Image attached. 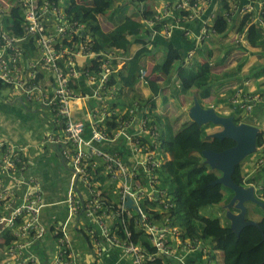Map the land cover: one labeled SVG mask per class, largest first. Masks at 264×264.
Returning <instances> with one entry per match:
<instances>
[{
	"label": "built area",
	"instance_id": "1",
	"mask_svg": "<svg viewBox=\"0 0 264 264\" xmlns=\"http://www.w3.org/2000/svg\"><path fill=\"white\" fill-rule=\"evenodd\" d=\"M216 1L222 0H179V16L161 3L156 18H165V25L152 36L168 38L180 30L192 42L187 59L192 57L217 35L211 21ZM0 6H19L24 13L22 36L0 30V84L28 102L38 100L50 114L33 144L0 137V264H166L163 256L175 264H212L209 257L215 256L218 264L220 251L202 240H183L168 214L174 202L160 185L167 158L159 124L138 101L122 109L120 87L107 86L126 62L124 51H94L79 32L85 25L66 20L53 0H0ZM229 7L228 22L249 14L247 26L264 27V0H229ZM246 30L232 38L237 56L250 48ZM21 40H31L36 54L28 57ZM39 73L45 75L38 79ZM146 77L141 68V84ZM247 86L234 87L231 111L250 115L264 104V96ZM257 151L262 164L264 143ZM46 165L55 167L59 179L49 194ZM129 198L137 209L125 206ZM133 227L149 245L137 243ZM78 231L91 243L88 254L82 251L88 245L76 240Z\"/></svg>",
	"mask_w": 264,
	"mask_h": 264
},
{
	"label": "trees",
	"instance_id": "2",
	"mask_svg": "<svg viewBox=\"0 0 264 264\" xmlns=\"http://www.w3.org/2000/svg\"><path fill=\"white\" fill-rule=\"evenodd\" d=\"M53 1L60 8L66 20L76 25L77 23L85 25L86 31L79 32H84V35L87 36L88 44L94 51L112 53L115 49H120L126 55L133 44L139 45V48L133 55L128 54L127 61L121 71L117 75L112 74L110 76L107 86L112 87V85H115L120 87L117 93L118 106L123 103V106L128 107L135 101H138L148 111L151 118L157 123H161V148L169 154V160L163 167V179L160 185L163 188L167 187L170 191L174 206L168 214L170 215L172 223L179 225L182 239L192 241L196 239L202 240L211 250H221L222 257L218 264H264V238L262 234V232L264 233V216L257 221L258 226L254 224L247 225L239 234H236L232 230L230 223L224 225L218 217H208L200 213L201 208L219 204L223 201V189L227 188L230 191V197L227 202L234 195L232 189L223 184H211L219 176L216 174L217 170H214L206 162L202 152L205 149L223 151L234 146L235 141L230 138L221 140L211 137L209 130L214 126L213 123L199 125L193 120H188L178 131H175L173 122L170 121L167 115L154 113L156 109L155 98L161 95L164 97V100L167 98L164 95L165 88L157 79H151L148 75L146 77L145 85L150 90L149 99L146 97L148 100L140 98L142 97V93L137 94L140 69L144 68L147 70L146 66L148 65V61L146 58L151 56L150 45L156 44L152 39L153 31L155 29L160 30L165 25L163 23L165 18L161 20L156 18L158 7L161 3H166L170 12L175 16H179L181 11L175 7L179 0H158L160 3L158 5L156 4L153 9L148 10L146 8L144 10L139 8V11L141 9L142 11L144 10L140 18L145 21L140 19L135 20L132 16L127 15L123 19H120L119 23L110 31L103 29L100 17L110 16L116 13L118 8L112 7L115 0H98L97 4L93 6L79 3L77 0ZM128 1L138 7L141 3H147L149 0ZM194 1L196 0H190V3L192 4ZM62 3L65 6H61ZM229 8V0L216 1L215 17L211 21L214 24L217 34H225V37L231 28L236 34L243 32L247 28L246 38L249 45L252 47H260L264 55V27L256 24L247 26L250 17L249 14L244 16L236 14L233 20L228 22L225 12L229 11ZM0 13V30L11 36H22L24 33V13L21 7H8L4 12ZM239 18L241 21L237 27V23L235 22ZM166 19L173 21L170 16L166 17ZM148 20H152V22L149 23ZM21 41L19 44L24 53L30 52L36 54L35 46L31 40L29 42ZM230 42V49H235L236 44L232 40ZM247 52L248 49L241 56L243 59L238 64L237 69L230 70L221 77H218L212 72V66L209 61L198 62L196 60L193 64H187L183 59L182 50L174 45H169L161 58L151 67V73H161L168 79L172 77L171 80L176 84V86H171L173 97H179V95L186 94L191 89H196L198 91L201 90L198 98L200 100L211 95V88L218 79L223 81L229 78L237 79L241 76L242 72H244L242 67L247 57ZM261 73H264V69H261V67L260 69H256V66H253L249 70L248 75L258 76ZM42 74L45 75L44 73H39L37 78L40 79ZM177 81L179 84H177ZM6 86L9 85L0 84V88ZM129 94L131 98H128ZM19 97L26 100L22 96ZM226 101L227 98L225 97L224 102H220L226 103ZM32 102H38L40 107L45 110V114L49 113V108L42 105L38 100L33 99ZM255 110L253 114L251 113L245 116L247 117L246 120L243 119L244 115L240 110H232L231 114L234 115V121L237 124L240 122H253V116L255 115L256 117ZM111 124L114 125L115 122L113 121ZM40 134L42 137V132H39L38 136ZM263 136L264 131L258 133L256 139L257 146L263 143ZM256 174L246 179L241 161L235 166L232 178L238 185L245 186L249 183L259 185L256 190V195L264 203V178L258 183L255 177ZM51 187L54 188V185L45 186L48 194ZM108 190L111 191L112 188H108ZM230 210L232 211L233 209L230 208ZM146 213L152 216V213ZM246 219L251 220L247 215ZM133 229L137 243L141 245V242H143V244L149 245L146 236L142 235L137 228L133 227ZM78 234L76 240L80 246L85 248L88 245L86 250H80L88 254L87 250L91 247V243L83 232L78 231ZM75 248L77 249L78 247L75 245ZM163 258L167 261L166 264H175L171 258L167 256H163ZM209 258L212 264H216L215 256H210Z\"/></svg>",
	"mask_w": 264,
	"mask_h": 264
},
{
	"label": "crops",
	"instance_id": "3",
	"mask_svg": "<svg viewBox=\"0 0 264 264\" xmlns=\"http://www.w3.org/2000/svg\"><path fill=\"white\" fill-rule=\"evenodd\" d=\"M9 1H13V0H9ZM79 3H85L88 6H93L96 5L98 0H77ZM158 0H149L147 3H141L140 6H143L142 9H153L155 6H153L152 8H150V6H148L150 3L156 5ZM248 0H240L241 3H246ZM129 2V1H127ZM127 6H130L129 3L127 4ZM116 8L119 9H124V7L122 6L121 8H119L118 6H116ZM126 9V8H125ZM135 12H133L130 16H132L135 20H139L141 17V13L144 11H139V6L136 7L134 6ZM116 10V12L118 11ZM124 12H127L124 11ZM129 15V14H128ZM119 16V15H117ZM102 19L103 17H100V22L101 25L103 27L104 30L106 31H110L112 29H114V27L118 24H114L113 21L111 20L112 23L109 26V28L102 23ZM105 20H110L112 19L111 16H106V18H104ZM119 21V20H118ZM241 19H237V21L235 23L238 24L240 23ZM234 29V28H233ZM232 33H235L234 30H231L226 33L227 35L225 37H223L225 34H217L215 36H213L210 40H208L207 42L203 43L200 47H198V49H196L195 54L190 58V64H193L194 61H198V62H205L208 61L210 62V64L212 65V72L215 73V75H217L218 77H221L223 74H225L226 72L230 71V69H225L222 67H215L214 64L212 63V61H210V52H203L201 50H203V46H207V50L211 51L213 50V43H218L221 42L222 44H224L223 41L229 43V45L231 44L230 40H232L233 36ZM223 37V38H222ZM221 38V39H220ZM152 39L154 40V42H156L155 45L151 44L150 48V54L153 53H158L160 52L162 55L165 52V49L167 48V46L169 45H174L175 47L179 48L180 50H182L183 52V56L185 55V53L191 48L189 45V40L190 39H185L180 30H177L173 33V35L171 37L165 38L162 35H156L153 36ZM153 43V42H152ZM136 44H133L129 50V52L127 54L133 55L136 50L139 48V45H136L137 47H135ZM231 46V45H230ZM229 49V48H228ZM198 52H200L198 54ZM206 53V54H205ZM201 54V55H200ZM227 54V51L225 52H220L219 55L216 57V61H219L224 55ZM28 57H32L34 54L27 52ZM198 55H200L201 57H198ZM196 57V58H195ZM247 57H248V61L247 63H245L242 67V70L244 72H242L241 76H239V81L238 83H236V78H229L223 81H220L218 79V81L213 85V87L211 88V95L207 98H203L202 99V103L205 107L209 106V105H213V104H217V103H221L220 101L224 102V98L229 96L232 92V87L236 86V85H242L244 83H248V90L256 92V93H261L264 95V73L259 74L258 76H249L248 73H245L246 70H249L254 66H256V69H264V55L261 52L260 47H252L250 46V48H248V52H247ZM147 61L149 62L148 57L146 58ZM151 63V62H149ZM149 63L146 66L147 71L149 70ZM152 66L154 63H151ZM227 70V71H226ZM162 75L161 73L158 72H154L152 75ZM158 80V79H157ZM159 82H162L160 80H158ZM242 81V83H240ZM140 87V85H139ZM142 91L146 94V92L150 93L149 90H147V88L145 86H143ZM200 91L201 90H196V93H198V96L200 95ZM19 97V96H18ZM160 98V96H158ZM163 97V96H162ZM180 97V96H179ZM158 98V99H159ZM157 99L156 103L157 105H159V100ZM220 100V101H219ZM163 101H166L167 103L171 104V101H167V98ZM180 101H183L182 99H180ZM10 103H14L13 101H10ZM32 105L30 110H27L26 113L23 115V120L22 122L18 125L15 124V126H12L13 124H11L10 127V132L9 135L10 137H12L13 139L17 140V141H22V142H29V143H34L36 139L39 138L38 134H39V130L41 128L42 125V115H47L45 114V110H43L38 102H32L30 103ZM161 106H159L157 109H159V112L162 115H165L166 113H163L164 111L161 110ZM190 109V108H189ZM255 113H256V117L255 115L253 116V122H246V123H250L253 124L255 126H258V128L260 129V131H264V104L263 105H258L255 108ZM167 110V109H165ZM158 114V113H156ZM159 114V115H161ZM253 114V113H252ZM170 117V121L173 122V116L171 115V113L169 114ZM12 121V119H8L6 120V122ZM176 128L175 124L172 123ZM180 129V128H178ZM255 161V160H254ZM249 162H244L242 164V168H243V172L245 174L246 179H249L250 177H252L255 173L256 174V179L258 181V183H260V180H263L264 178V164L258 166L256 164V166L250 167ZM43 169H46V173L45 175L48 176L47 179H45V181L47 182V184H52L54 185V187L56 188V185L59 184V179H58V172L55 171V169H51V171H49V167L48 165L46 166H42ZM44 175V176H45ZM46 185V184H45ZM52 185H48V186H52ZM248 185H254L255 189H257L259 187V185H256L254 183H249ZM264 206V205H262ZM259 220V219H258ZM257 219L255 221H258ZM220 256V255H219Z\"/></svg>",
	"mask_w": 264,
	"mask_h": 264
},
{
	"label": "rangeland",
	"instance_id": "4",
	"mask_svg": "<svg viewBox=\"0 0 264 264\" xmlns=\"http://www.w3.org/2000/svg\"><path fill=\"white\" fill-rule=\"evenodd\" d=\"M9 1V0H8ZM65 1V0H62ZM128 0H115L113 2V6L112 7H116L118 6L119 8H121L122 6L124 7V9H119L116 13H114L113 15H110L112 17V19L110 20H105L104 18H106V16L103 17L102 19V23L104 24V26L106 25L108 28L111 25L112 21L114 20V24L119 23L118 20L123 19L124 17H126L128 14L131 15L133 12H135L134 9V4L127 2ZM129 3L130 6H127V4ZM160 3V1H157V5ZM61 6H65L63 3L61 4ZM148 6H150V8H152L153 6H155V3L152 4L150 3ZM126 8V9H125ZM139 8H142V6L139 5ZM127 12H124L126 11ZM119 15V16H117ZM238 27V26H237ZM236 33H232V36H234ZM224 37V36H223ZM222 37V38H223ZM221 39V38H220ZM224 44H222L221 42L218 43H213V50L209 51L207 50V46H203V52H210V61H212V63L214 64L215 67H222L225 69H230V70H234L237 69L238 64L240 63V61L243 59L241 56H237V54L234 53L233 49H230V45L229 43L223 41ZM190 46L192 44V42L189 43ZM135 47H137L135 45ZM229 48V49H228ZM226 52L227 54L224 55L219 61H216V57L219 55L220 52ZM200 52H198L199 54ZM206 54V53H205ZM186 55V53H185ZM201 55V54H200ZM200 55H198V57H201ZM124 56H126V58L128 57V54L126 53V55L124 54ZM162 54L160 52L158 53H153L151 54V56H148L149 62L151 63H155L157 62L160 58H161ZM196 58V57H195ZM121 59L123 60L124 58L121 57ZM248 61V57H246L245 59V63H247ZM209 61V60H208ZM148 62V63H149ZM149 63V70L146 72L147 75L151 78V79H158L160 81V84L165 88V96L167 97V101H171V104L167 103L164 100V97H162V95L159 97H156L155 100L157 101V99L159 100V105H157L156 103V109L154 110V113H158L161 114L159 112V109H157L159 106H161V110L164 111L163 113H166L165 115H167L168 117H170V113L171 115L174 117L173 118V123L175 124L176 128H181L183 126V124L190 120L191 118H189V114L187 115V111L190 107H192L194 105V100L198 99V93H196V89H191L189 90L186 94H181L179 95L180 97H173L172 96V92H171V86L174 85L176 86V84L174 83V81L171 80L172 77H170L169 79L163 75H151V67L152 64ZM227 71V70H226ZM245 73H248V70L245 71ZM115 75H117L115 73ZM238 77V75H237ZM239 78L236 79V83H238ZM139 83L137 84V94H141L142 97H140L141 99H147L146 97L150 96V93L146 92V94L142 91L143 85L139 87ZM20 96L18 91H16L14 88H11L9 86H6L4 88H0V137H4V138H9V139H13L12 137H10L9 132H10V125L13 124L12 126H15V124H20L23 120V115L26 113L27 110H30L32 105L30 104V102L18 97ZM128 98H131V95L129 94ZM147 99V100H148ZM180 99H182L183 101H180ZM10 101H13L14 103H10ZM121 108L124 109L126 106H123V103L120 104ZM47 109V108H45ZM167 109V110H165ZM49 111V110H48ZM223 114V115H222ZM50 114L48 113L47 116H49ZM162 115V114H161ZM220 115L222 116H230L231 114V109L227 112L224 113H220ZM246 115L243 116V119L246 120L247 117H245ZM42 117H46V115H42ZM8 119H12V121L6 122V120ZM43 121V119H42ZM242 123V122H241ZM258 127V126H257ZM178 128L175 131H178ZM222 129L221 126L215 125L212 126L211 129L209 130V133H213L216 132L217 130ZM261 129V128H260ZM259 129V130H260ZM262 131V130H261ZM52 154L54 155V152H52ZM137 154H135L134 156H136ZM244 162H249L250 167L256 166L253 155H249L247 157H245L242 160V164ZM216 174L219 176L221 175V172L216 171ZM223 193H224V199L222 202H220L219 204H214V205H209L206 207L201 208L200 213L204 216H208V217H218L221 222L224 225L229 224L231 221L227 215L228 210H230V208L235 207L232 206L228 209V202L227 200L230 197V191L225 188L223 189ZM245 207L247 209L246 211V215L248 218H250L251 220L255 221L256 219H260L262 216H264V206L255 203L253 201H246L245 203ZM235 211V208H232Z\"/></svg>",
	"mask_w": 264,
	"mask_h": 264
},
{
	"label": "water",
	"instance_id": "5",
	"mask_svg": "<svg viewBox=\"0 0 264 264\" xmlns=\"http://www.w3.org/2000/svg\"><path fill=\"white\" fill-rule=\"evenodd\" d=\"M189 116L199 125L206 123H214L222 127L221 130L211 133L210 136L218 139L230 138L235 141V145L223 151H215L205 149L202 152L206 162L213 169L221 171V176L211 182V184H223L232 189L233 197L228 203V208L235 206L240 210L239 213L228 210L227 215L231 221V228L239 234L241 230L250 224L258 226L257 221L246 219V201H253L260 205H264L263 201L257 197L255 187L250 185L245 187L238 185L232 178L235 166L240 163L247 155L251 154L256 149V139L259 133V128L249 123H235L234 116L219 115L213 107H203L197 99L194 105L189 110ZM127 207L137 209L135 202L129 198L125 203ZM263 238H264V233Z\"/></svg>",
	"mask_w": 264,
	"mask_h": 264
},
{
	"label": "clouds",
	"instance_id": "6",
	"mask_svg": "<svg viewBox=\"0 0 264 264\" xmlns=\"http://www.w3.org/2000/svg\"><path fill=\"white\" fill-rule=\"evenodd\" d=\"M140 19H141V18H140ZM152 37H153V36H152ZM200 46H201V45H200ZM200 46H199V47H200ZM197 48H198V47H197ZM197 48H196V49H197ZM188 51H189V50H188ZM188 51H187V52H188ZM195 51H196V50H195ZM187 52H186V55L183 56V59L186 61L187 64H190V58H191V57L187 59V55H188ZM126 61H127V59H126ZM125 63H126V62H125ZM124 65H125V64H124ZM210 65H211V64H210ZM211 66H212V65H211ZM138 83H139L141 86L143 85V86L146 87L145 84H141V83H140V79H139V82H138ZM177 84H179L178 81H177ZM242 85H244V84H242ZM236 86H239V85H236ZM236 86H234V87H236ZM240 86H241V85H240ZM234 87H232V92H231V94H230L229 96L226 97V98H227L226 103L221 102V103H218V104L209 105V106H207V107H213L219 115H220V113H224V114H225L226 111H229V110H230L229 98H230V96L232 95V93L234 92ZM247 87H248V86H247ZM146 88H147V90H149L148 87H146ZM247 89H248V88H247ZM149 91H150V90H149ZM249 91H250V90H249ZM251 92H252V93H256V92H253V91H251ZM259 94H261V93H259ZM261 95H263V94H261ZM209 96H210V95H209ZM209 96H208V97H209ZM263 96H264V95H263ZM198 97H199V96H198ZM206 98H207V97H206ZM202 99H203V98H202ZM202 99H200V100H202ZM197 100L199 101V103H200L203 107H205V106L203 105V103H202L203 101H200L199 99H197ZM194 102H195V100H194ZM219 105H224V108H223V109H219V108H218ZM259 105H263V104H259ZM257 106H258V105H257ZM257 106H256V107H257ZM207 107H205V108H207ZM256 107H255V108H256ZM190 109H191V107H190ZM190 109H188V111H187V115L189 114V110H190ZM231 112H232V111H231ZM253 112H254V111H253ZM253 112H252V113H253ZM242 114L245 115L244 113H242ZM222 115H223V114H222ZM232 116H234V115H232ZM46 117H47V115H46ZM189 118H191V117L189 116ZM190 120H192V118H191ZM209 123H210V122H209ZM240 123H241V122H240ZM244 123H246V122H244ZM158 124H159V126L161 125V123H158ZM206 124H207V123H206ZM213 124H214V123H213ZM249 124H250V123H249ZM203 125H204V124H203ZM215 125H217V124H214V126H215ZM252 125H253V124H252ZM218 126H220V125H218ZM41 128H42V125H41ZM41 128H40L39 132H41ZM160 129H161V127H160ZM219 130H221V129H219ZM219 130H217V131H219ZM259 132H261V131L259 130ZM213 133H214V132H213ZM210 134H211V133H209V135H210ZM40 137H41V134L39 135V138H38V139H40ZM38 139H36V140H38ZM14 140H15V139H14ZM36 140H35V141H36ZM25 143H29V142H25ZM34 143H35V142H34ZM263 143H264V136H263ZM263 143H262V144H263ZM31 144H33V143H31ZM262 144H261V145H262ZM258 147H259V146L256 145V149H255V151H253V152H252L251 154H249V155H253V158H254L256 164H257L258 166H260V165H263L264 163H262V164H259V163H258V160H257V157H258V155H257V154H258V151H257V150H258ZM249 155H247V156H249ZM165 156H166L167 161H168V160H169V154L165 152ZM247 156H246V157H247ZM167 161H166V162H167ZM165 164H166V163H165ZM165 164H164V165H165ZM163 167H164V166H163ZM53 168L55 169L54 166L50 167L49 171H51V169H53ZM163 170H164V169H163ZM214 170H217V169H214ZM55 171L57 172L56 169H55ZM217 171H219V170H217ZM219 172H221V171H219ZM221 174H222V173H221ZM219 176H221V175H219ZM44 178L47 179L48 176L45 175ZM46 181H47V180H46ZM47 185H50V184H47ZM248 186H250V185H245V187H248ZM253 186H254V185H253ZM254 187H255V186H254ZM54 188H55V187H54ZM51 189H53V188L51 187ZM256 190H257V189H255V193H256ZM259 199H261V198H259ZM230 200H231V199H230ZM229 202H230V201H229ZM229 202H228V203H229ZM228 203H227V204H228ZM233 206H234V205H233ZM231 207H232V206H231ZM232 208H235V211L232 210V212H235V213H239V212H240V210H239L238 208H236V207H232ZM228 209H229V208H228ZM236 209H238V210H236ZM230 225H231V222H230ZM178 226H179V225H178ZM180 230H181V229H180ZM203 242H204V241H203ZM219 251H220V257H222L221 250H219Z\"/></svg>",
	"mask_w": 264,
	"mask_h": 264
}]
</instances>
